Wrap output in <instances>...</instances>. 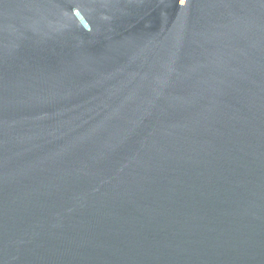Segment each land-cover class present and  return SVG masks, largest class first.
<instances>
[{
  "label": "water",
  "instance_id": "1",
  "mask_svg": "<svg viewBox=\"0 0 264 264\" xmlns=\"http://www.w3.org/2000/svg\"><path fill=\"white\" fill-rule=\"evenodd\" d=\"M0 264H264V0H0Z\"/></svg>",
  "mask_w": 264,
  "mask_h": 264
}]
</instances>
